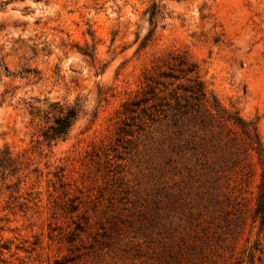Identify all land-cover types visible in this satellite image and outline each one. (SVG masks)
I'll use <instances>...</instances> for the list:
<instances>
[{
    "label": "rangeland",
    "instance_id": "1",
    "mask_svg": "<svg viewBox=\"0 0 264 264\" xmlns=\"http://www.w3.org/2000/svg\"><path fill=\"white\" fill-rule=\"evenodd\" d=\"M153 4L164 18L142 47ZM183 55L264 148V0H0V151L20 164L0 264H264L262 168L239 130L205 102L177 128L125 109L146 78L186 98L192 76H159ZM76 105L46 144L54 108Z\"/></svg>",
    "mask_w": 264,
    "mask_h": 264
},
{
    "label": "trees",
    "instance_id": "2",
    "mask_svg": "<svg viewBox=\"0 0 264 264\" xmlns=\"http://www.w3.org/2000/svg\"><path fill=\"white\" fill-rule=\"evenodd\" d=\"M178 1L180 2L186 0ZM164 11L165 9L158 4H153L147 11L152 31L146 38V42L142 44V47H145L153 37L159 18H164ZM172 59L175 64L170 68V71L162 72L159 76L176 80H179L181 77L185 78L187 76H192L193 78L189 79L191 82L190 86L182 85L180 87L187 97L183 98L182 95L175 93L173 95L174 105L171 106V102H164L166 101L164 98L160 97L157 99L159 94L157 93L156 85H159V82L152 78H146L145 88L142 90L140 95L125 108L126 111H130L132 114L136 113L139 109L145 113L148 111L150 112L148 117L151 120L156 119V114H159L160 116L163 115V118H168V113H171L174 126L177 128V125L181 123V120L184 117L193 114V112L199 108L200 102H205L208 104L209 109L220 119L235 126L243 136L246 147L257 155L259 164L262 168L255 215L256 218L259 219L261 227L264 230V148L261 137L258 133L257 123L244 120L238 111L233 113L229 112L220 105L214 96H210L206 90L205 84L197 76V66L192 63L186 55L173 57ZM157 101H159V105H157ZM54 112L55 117L53 124L43 132L44 142L49 146L53 143L63 141L68 137L70 131L80 116L81 110L78 105L68 107L57 106L54 108ZM203 123L204 122H201V125H204ZM195 125L200 126L196 122ZM19 166L20 164L17 159L13 157L9 148H5L0 151V174L2 175V181L4 182V184L0 186V203L6 190L11 191L10 200L13 202L17 200V198L13 195L14 191L10 190L12 189V185H6L5 182L19 173ZM20 184L21 180H19L15 186L19 187ZM2 221L3 219L0 218V222ZM0 230H2L1 227ZM0 248L3 249L4 246H1ZM261 264L263 263L261 262Z\"/></svg>",
    "mask_w": 264,
    "mask_h": 264
}]
</instances>
